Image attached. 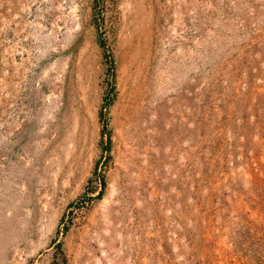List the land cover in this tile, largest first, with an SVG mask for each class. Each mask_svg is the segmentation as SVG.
Returning a JSON list of instances; mask_svg holds the SVG:
<instances>
[{"label": "rangeland", "instance_id": "1", "mask_svg": "<svg viewBox=\"0 0 264 264\" xmlns=\"http://www.w3.org/2000/svg\"><path fill=\"white\" fill-rule=\"evenodd\" d=\"M0 264H264V0H0Z\"/></svg>", "mask_w": 264, "mask_h": 264}]
</instances>
